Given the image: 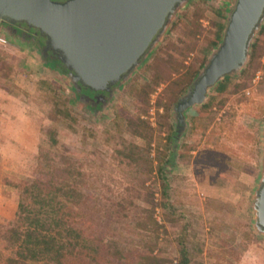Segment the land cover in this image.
<instances>
[{
    "label": "rangeland",
    "instance_id": "rangeland-1",
    "mask_svg": "<svg viewBox=\"0 0 264 264\" xmlns=\"http://www.w3.org/2000/svg\"><path fill=\"white\" fill-rule=\"evenodd\" d=\"M229 7L222 0L190 1L97 118L80 106L67 76L43 74L25 53L11 54L10 60L17 58L21 64L15 68L16 85L1 78L0 84L11 90L13 108L25 110L39 139L36 153L17 158V167L11 165L1 182L0 202H6L8 213L0 216V226L15 218L8 221L16 208L18 212L24 182L60 183L43 164L45 158L66 156L83 174L85 197L73 208L72 222L85 234L104 237V242L115 240L135 253L141 238L129 236L133 219L126 221L117 214L127 211L138 218L141 208L152 209L159 225V249L173 264L182 240L201 250L198 259L203 264H264V236L253 233L250 211L264 124L263 30L245 70L229 77L222 93L216 87L204 105L186 112V130L177 148L169 139L176 129L174 106L218 44L217 36L221 39L216 24L224 25ZM0 62L3 70L11 67L8 61ZM130 123L149 126L151 138L136 137ZM51 130L57 144L49 138ZM131 145L149 147L152 166L146 174L122 155ZM141 180L145 188H154L153 198H147ZM163 189L169 197L164 210L159 205Z\"/></svg>",
    "mask_w": 264,
    "mask_h": 264
},
{
    "label": "water",
    "instance_id": "water-1",
    "mask_svg": "<svg viewBox=\"0 0 264 264\" xmlns=\"http://www.w3.org/2000/svg\"><path fill=\"white\" fill-rule=\"evenodd\" d=\"M190 1L0 0V27L36 37L78 91L102 93L132 77ZM222 1L230 7L221 39L174 106L184 127L189 109L204 105L225 78L245 70L264 27V0ZM261 138L250 211L253 233L264 236V124Z\"/></svg>",
    "mask_w": 264,
    "mask_h": 264
},
{
    "label": "trees",
    "instance_id": "trees-1",
    "mask_svg": "<svg viewBox=\"0 0 264 264\" xmlns=\"http://www.w3.org/2000/svg\"><path fill=\"white\" fill-rule=\"evenodd\" d=\"M223 27L222 24H216L218 34L222 32ZM262 30L264 32V27ZM219 41L220 37L217 36L215 42L219 43ZM256 45L252 48L254 53ZM3 65L5 64L0 62V77L7 79L10 75L8 73L10 67L6 66L8 70L6 71L1 68ZM58 67L63 73H67L65 68L59 64ZM196 75L197 73L192 79ZM228 81L229 78H225L224 82L217 86L216 91L222 93ZM191 82L187 84V87ZM207 107L208 104L203 108ZM62 112L69 116L68 111ZM131 125L135 127L136 137L146 140L151 138L149 126L130 123ZM48 135L52 144H57L55 132L51 130ZM169 139L175 140L173 136ZM122 155L124 158H130L143 174H146L152 166L148 146L131 145L128 153H122ZM58 158L59 161H57ZM43 168L52 176L58 177L60 183L52 185L38 180L24 182L21 191L22 200L15 218L7 226H0V264H102V262L105 264H126L127 262L131 264H173L174 260L169 259L159 249V225L153 217L152 209L141 208L137 213L138 218L127 211H123L122 214L119 212L120 215L117 214V217L126 221L133 219V227L129 231V236L135 233L141 238L139 248L135 253L125 251L123 245L117 241L108 239L104 242V237L87 235L82 228L73 224V208L85 197L83 174L80 168L76 167L66 156L45 158ZM158 173L160 176L163 175L162 168H158ZM140 182L146 191L147 198H153L154 188H145V180ZM162 187H165L164 184ZM160 196L159 205L164 210L168 207L169 201L165 189L161 191ZM200 253L201 250L195 244L190 243L189 245L188 241L182 240L178 250L179 258L175 264H203L198 259Z\"/></svg>",
    "mask_w": 264,
    "mask_h": 264
},
{
    "label": "crops",
    "instance_id": "crops-1",
    "mask_svg": "<svg viewBox=\"0 0 264 264\" xmlns=\"http://www.w3.org/2000/svg\"><path fill=\"white\" fill-rule=\"evenodd\" d=\"M0 40V59L10 62L12 67V74L10 72L7 79L0 78L13 85L17 80L15 68L21 67V64L19 62L20 60L14 57H12L14 61H11L10 56L11 54L18 56L23 51L20 45L9 39L7 31L1 27ZM11 95V90L4 86V84H0V186L2 180L6 176H9L10 166L15 165L17 167V158L20 159L19 157H24L27 153H36V144L39 139L38 133L31 130L28 122L29 118L24 114L26 113L25 110L19 107L13 108L15 98ZM16 103L18 104V102ZM5 209L6 202H0V216L7 215L6 213L8 212ZM16 211L17 208L10 217L8 216V221L15 216Z\"/></svg>",
    "mask_w": 264,
    "mask_h": 264
},
{
    "label": "flooded vegetation",
    "instance_id": "flooded-vegetation-1",
    "mask_svg": "<svg viewBox=\"0 0 264 264\" xmlns=\"http://www.w3.org/2000/svg\"><path fill=\"white\" fill-rule=\"evenodd\" d=\"M7 33L10 34L11 38H15L19 41L23 53L28 55L29 60H31V62L33 63L35 70L47 75L49 73L51 74L52 72H61L64 76L68 77V74L63 73L61 71V68L58 67L56 57L48 52L42 45H40L36 37H33L28 33H15V31L10 28L7 29ZM129 79L127 81H129ZM69 81L71 83V88L75 93V99H77L80 103V106L86 109L88 114L94 118H97L98 115H101L104 110H106V108H109L113 104L118 93L127 83V81L118 83L110 86L107 91H104L102 93H95L90 90L84 89H80V91H78L75 87V84L72 83L70 79ZM174 121L176 124V129L173 138L175 140H171V142H173L174 146L176 147L177 141L180 140L181 136L185 133L186 126L184 127V125L179 122L178 115L175 111Z\"/></svg>",
    "mask_w": 264,
    "mask_h": 264
},
{
    "label": "built area",
    "instance_id": "built-area-1",
    "mask_svg": "<svg viewBox=\"0 0 264 264\" xmlns=\"http://www.w3.org/2000/svg\"><path fill=\"white\" fill-rule=\"evenodd\" d=\"M1 41V40H0Z\"/></svg>",
    "mask_w": 264,
    "mask_h": 264
}]
</instances>
